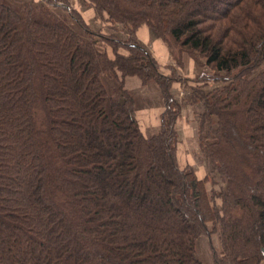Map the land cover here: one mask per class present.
Returning a JSON list of instances; mask_svg holds the SVG:
<instances>
[{
  "label": "trees",
  "instance_id": "1",
  "mask_svg": "<svg viewBox=\"0 0 264 264\" xmlns=\"http://www.w3.org/2000/svg\"><path fill=\"white\" fill-rule=\"evenodd\" d=\"M215 1L88 0L131 36L113 59L66 17L0 3V264H207L214 235L213 264H264V0ZM143 25L226 83L197 99L213 126L201 152L226 184L213 198L212 178L179 167V105ZM128 77L167 102L152 137Z\"/></svg>",
  "mask_w": 264,
  "mask_h": 264
},
{
  "label": "rangeland",
  "instance_id": "2",
  "mask_svg": "<svg viewBox=\"0 0 264 264\" xmlns=\"http://www.w3.org/2000/svg\"><path fill=\"white\" fill-rule=\"evenodd\" d=\"M3 2L10 3L16 8H21L23 4L29 3L49 10L57 17H66L69 20L70 25H72V27L85 39L92 40L94 38L97 41L98 49L101 52L107 53L111 59L115 58L114 48L118 49L120 54L129 55V52L123 47L125 43H128L127 45L132 43L131 36L127 33L128 30L120 24L110 22L108 20L109 16L106 13L103 15L98 14L88 0H78L79 5L75 4L76 0H0V3ZM212 5L223 6L224 1L218 0L213 2ZM207 11L209 12V10ZM78 15L79 18L81 17L82 19L81 24L78 20ZM85 27L93 34V38L87 35ZM142 28H148L152 32L147 25H143L137 30L136 40L138 44L158 63L160 73L169 78L173 91V98L179 105L180 116L175 124V130L177 133L176 155L179 167L181 169L192 167L199 179L205 180L207 177L212 178L213 167L211 162L205 159L200 149L199 139L204 138L209 134L202 133V129L205 128L201 118L203 107L201 104H198L197 99L202 93L208 94L213 90L223 89L226 86V83L223 81L216 82L213 79H210L213 72L210 68L204 65V60L200 59L196 62V59H194L193 56L182 51L173 43H166L154 34L155 37L151 36L153 38L152 40L146 34H141L140 36L139 31ZM102 37H105L109 42L107 40L105 41ZM156 40L160 44L162 43V47L154 43ZM126 79L125 89L127 90ZM102 80L104 83L106 81L108 83L109 81H114L117 84L116 87H118V81L114 76L103 75ZM114 90H112L110 94L113 93ZM166 108L167 102L165 101V110ZM138 121L144 134L147 135L146 129L148 125H150L148 124V120L146 119L145 121L141 118L140 120L138 119ZM215 127L216 125L214 128ZM161 128L162 127L160 126L159 132H161ZM205 129L210 131L213 129V126L207 125ZM149 133L152 134V132ZM149 133L148 135H150ZM225 186L226 184H224L219 178H212L206 184L211 198H213L212 192L215 191L220 193L222 188L225 189ZM220 204L221 202L218 201L219 206ZM210 229H213L211 224ZM217 239L218 237L214 235L213 245H211L207 237H204L199 243V246L201 245V257L204 258L207 264H213V250L216 252L220 251Z\"/></svg>",
  "mask_w": 264,
  "mask_h": 264
},
{
  "label": "crops",
  "instance_id": "3",
  "mask_svg": "<svg viewBox=\"0 0 264 264\" xmlns=\"http://www.w3.org/2000/svg\"><path fill=\"white\" fill-rule=\"evenodd\" d=\"M75 4L79 5L78 0H76ZM141 34L148 35L151 40L154 36L148 28L140 29L139 35L141 36ZM154 43L159 46L162 44L157 40ZM105 85L109 92L114 90L117 86L114 81H109V83L106 81ZM126 88L135 98L138 119L140 120L142 118L145 121L147 119L148 124H150L146 129V134L148 135L149 132H152V134L149 133L150 135L146 136L151 137L154 134H158L161 126V116L165 111V98L163 97L161 89L154 83L144 86L138 78L133 77L126 79Z\"/></svg>",
  "mask_w": 264,
  "mask_h": 264
}]
</instances>
